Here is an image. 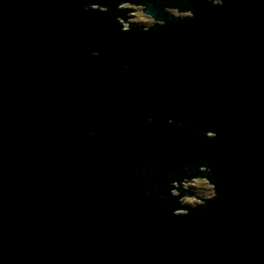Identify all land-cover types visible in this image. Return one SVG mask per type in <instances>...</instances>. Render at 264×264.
<instances>
[{"label":"water","instance_id":"water-1","mask_svg":"<svg viewBox=\"0 0 264 264\" xmlns=\"http://www.w3.org/2000/svg\"><path fill=\"white\" fill-rule=\"evenodd\" d=\"M183 3L195 20L122 34L81 0H0V264H264V0ZM169 114L218 138L143 123ZM135 156L167 178L210 161L219 199L171 215Z\"/></svg>","mask_w":264,"mask_h":264},{"label":"clouds","instance_id":"clouds-1","mask_svg":"<svg viewBox=\"0 0 264 264\" xmlns=\"http://www.w3.org/2000/svg\"><path fill=\"white\" fill-rule=\"evenodd\" d=\"M84 12H98L104 14L106 20L115 23L119 31L123 33H160L169 24L177 21L185 23L196 19V13L187 8L183 0H160L162 13L152 14L148 11L149 4H155L156 0H111V3H103L101 0H81ZM210 7H225L226 0H204ZM242 5L237 3L229 9L230 13L240 11ZM87 24L88 22L85 21ZM237 23H241L237 20ZM91 27V25H89ZM264 29V25L261 26ZM91 57L100 58L103 53L92 51ZM106 67L118 70L121 73L131 74L137 70L135 62L121 57L106 63ZM145 126H157L163 123L173 131L189 134L198 140L212 141L218 138V132L211 125L200 127L196 121L186 123L177 119L173 114L158 118L156 115H148L143 122ZM82 138L100 140V136L94 131L81 132ZM142 137L143 133H137ZM144 141L141 140L140 143ZM247 144V141H242ZM158 147V145H153ZM81 150H87V146H81ZM123 170L140 179L151 181L153 178L163 179L164 184L158 186L157 192L146 191L145 197L171 209V215L176 217H189L202 214L211 204L219 198L217 185L212 182L215 177L216 165L210 161L196 159L192 164H183L178 167L175 178H167V173L162 165L145 162L144 157L135 156L124 160Z\"/></svg>","mask_w":264,"mask_h":264},{"label":"trees","instance_id":"trees-1","mask_svg":"<svg viewBox=\"0 0 264 264\" xmlns=\"http://www.w3.org/2000/svg\"><path fill=\"white\" fill-rule=\"evenodd\" d=\"M153 179H156V178H153ZM211 207V204H210V206L207 208V209H209ZM206 209V210H207ZM164 210H171V209H169V208H167V207H164Z\"/></svg>","mask_w":264,"mask_h":264},{"label":"bare ground","instance_id":"bare-ground-1","mask_svg":"<svg viewBox=\"0 0 264 264\" xmlns=\"http://www.w3.org/2000/svg\"><path fill=\"white\" fill-rule=\"evenodd\" d=\"M219 199V198H218ZM211 208V207H210Z\"/></svg>","mask_w":264,"mask_h":264}]
</instances>
